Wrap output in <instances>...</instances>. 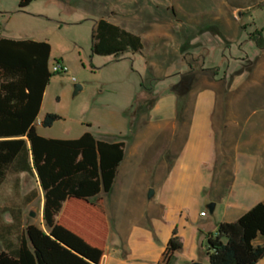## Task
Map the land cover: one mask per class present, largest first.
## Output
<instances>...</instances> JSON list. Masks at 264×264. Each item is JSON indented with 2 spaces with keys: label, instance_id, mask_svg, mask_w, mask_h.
<instances>
[{
  "label": "crops",
  "instance_id": "crops-1",
  "mask_svg": "<svg viewBox=\"0 0 264 264\" xmlns=\"http://www.w3.org/2000/svg\"><path fill=\"white\" fill-rule=\"evenodd\" d=\"M214 16L224 32L216 29L206 38H182V29L177 31L168 22L151 21L138 35L130 22L112 24L138 36L145 46L148 42L146 50L150 54L160 40L171 39L173 43L171 35L175 33L178 40L173 50H178L179 55L164 73L166 79L174 76L172 82L158 81V99L145 114L141 128L130 132L132 140L94 137L124 145L123 159L110 190L97 197L102 201L107 226L100 264H157L173 230L182 249L170 264H203L205 238L214 234L219 224L234 223L256 204H264V107L244 105L248 86L254 84L256 62L252 63L245 52H238L247 42L239 33L244 17L236 11H216ZM187 44L191 48L182 51ZM253 49L258 51L254 46ZM243 62L247 63L245 72L234 77L236 72L230 71ZM193 74V82L203 83L202 91L194 96L188 91L191 106L180 107V96L172 89ZM260 81L264 83V77ZM181 99L185 104L186 95ZM184 114L187 122L182 119ZM40 121L37 118L36 122ZM154 138L161 143L157 148L153 146ZM10 178L13 180L8 193L20 194L21 200L6 206L0 225L12 223L9 211L21 228L34 225L30 214L35 210L39 228L45 231L43 193L35 173L11 174L5 183ZM27 178L35 183L30 191L24 187ZM33 190L36 199L26 203L25 197ZM209 204L214 205V210L208 218ZM261 244L262 240L254 242V246ZM263 261L264 258L258 264Z\"/></svg>",
  "mask_w": 264,
  "mask_h": 264
},
{
  "label": "trees",
  "instance_id": "trees-1",
  "mask_svg": "<svg viewBox=\"0 0 264 264\" xmlns=\"http://www.w3.org/2000/svg\"><path fill=\"white\" fill-rule=\"evenodd\" d=\"M15 1L17 12L23 13L33 2L46 0ZM247 40L264 51L261 30ZM142 49L138 36L103 19L95 22L92 56L119 59ZM49 56L47 43L0 39V187L8 175L35 173L43 193L45 229L21 228L9 211L12 223L0 225V264H100L107 226L97 197L110 190L124 145L98 141L88 133L75 140L38 135L36 121L52 76ZM142 91L151 93L152 89ZM157 99L138 105L151 109ZM59 119L47 114L39 127L50 128ZM36 196L31 191L25 202L31 203ZM258 239L262 244L254 246ZM181 249L173 230L157 264H170ZM205 256L208 264H258L264 258V204H256L234 223L219 224L205 238Z\"/></svg>",
  "mask_w": 264,
  "mask_h": 264
},
{
  "label": "rangeland",
  "instance_id": "rangeland-1",
  "mask_svg": "<svg viewBox=\"0 0 264 264\" xmlns=\"http://www.w3.org/2000/svg\"><path fill=\"white\" fill-rule=\"evenodd\" d=\"M261 1L46 0L32 3L24 13H16L15 0H0V37L47 43L50 47L48 70L52 76L43 94L38 119L42 120L47 114L60 119L50 128L37 127L38 135L46 139L75 140L88 133L106 141L123 138L127 141L133 138L129 136L132 129L138 131L141 128L149 110L138 104L157 96L155 87L158 81L166 79L164 73L168 72L171 62L179 55L178 50H173L178 38L174 33L171 35L173 43L171 39L158 41L151 54L146 50V46H149L146 42L140 53L126 54L119 59L92 56L95 22L100 19L111 24L119 22L125 25L130 22L137 35L145 32L151 21L168 22L173 29H182V38H206L217 30L224 32L214 18L216 11H236L244 17L239 29L241 39L247 40L250 34L260 30L264 39V0ZM190 48L187 44L182 51ZM239 50L241 55L245 52L252 63L253 60L256 62V71L252 74L254 84L248 86L247 92L245 88L242 89L248 94L247 103L244 104L243 99L242 104L249 108L264 107V83L260 81L264 77V51L257 55L258 51L255 52L248 40L242 43ZM55 64L64 65L68 72L53 74L51 70ZM246 65H238L237 69L234 67L235 71L230 72H236L234 77H239L245 72ZM195 76L184 77L178 87L172 89L175 94L186 95V105L180 96L178 106H191L188 95L194 96L202 91L203 83L192 81ZM173 77H167L166 82L171 83ZM74 86L81 88L76 96L73 95ZM144 88H151L152 92L145 93L142 91ZM182 119L187 122V114ZM159 142L154 141L153 146L159 147ZM12 180L10 178L0 187V220L5 217L6 206L19 204L21 200L20 194L8 193ZM24 187L27 191L35 188L34 180L27 178ZM33 212L35 217L29 218L30 222L39 227L37 213L35 210ZM206 214L209 218V213ZM257 241L260 242L259 239ZM201 258L203 264H208L204 252Z\"/></svg>",
  "mask_w": 264,
  "mask_h": 264
},
{
  "label": "water",
  "instance_id": "water-1",
  "mask_svg": "<svg viewBox=\"0 0 264 264\" xmlns=\"http://www.w3.org/2000/svg\"><path fill=\"white\" fill-rule=\"evenodd\" d=\"M81 91V88L79 86H74V92H73V95L76 96L79 92ZM152 196V192L150 191L148 193V198H150ZM206 210L209 214H212L213 213V210H214V205L213 204H209L206 206ZM30 217L31 218H34V214H30ZM193 264H199V263H193Z\"/></svg>",
  "mask_w": 264,
  "mask_h": 264
},
{
  "label": "built area",
  "instance_id": "built-area-1",
  "mask_svg": "<svg viewBox=\"0 0 264 264\" xmlns=\"http://www.w3.org/2000/svg\"><path fill=\"white\" fill-rule=\"evenodd\" d=\"M52 73L53 74H66L68 72L67 68L62 64H55L52 67ZM40 123L36 122V126H39ZM201 216H204V214H201Z\"/></svg>",
  "mask_w": 264,
  "mask_h": 264
}]
</instances>
